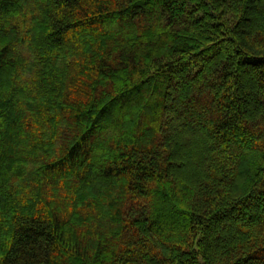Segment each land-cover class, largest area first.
Wrapping results in <instances>:
<instances>
[{
  "label": "trees",
  "instance_id": "16d2710c",
  "mask_svg": "<svg viewBox=\"0 0 264 264\" xmlns=\"http://www.w3.org/2000/svg\"><path fill=\"white\" fill-rule=\"evenodd\" d=\"M0 264H264V0H0Z\"/></svg>",
  "mask_w": 264,
  "mask_h": 264
}]
</instances>
